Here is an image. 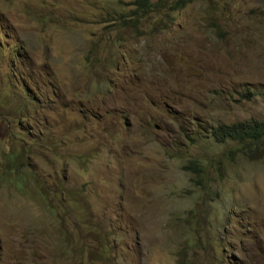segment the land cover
<instances>
[{
	"label": "rangeland",
	"instance_id": "374dc122",
	"mask_svg": "<svg viewBox=\"0 0 264 264\" xmlns=\"http://www.w3.org/2000/svg\"><path fill=\"white\" fill-rule=\"evenodd\" d=\"M132 1L0 0V264H264V0Z\"/></svg>",
	"mask_w": 264,
	"mask_h": 264
},
{
	"label": "trees",
	"instance_id": "16d2710c",
	"mask_svg": "<svg viewBox=\"0 0 264 264\" xmlns=\"http://www.w3.org/2000/svg\"><path fill=\"white\" fill-rule=\"evenodd\" d=\"M132 4H134L135 16L130 20L135 22L146 15L153 3L152 0H133ZM183 6L184 0H174L170 5L172 10ZM208 132L210 138L217 143H236L238 149L235 151L245 152L248 159L260 156L264 150V117H250L231 123L211 125ZM235 151L230 149L228 152ZM197 166L196 161H189L186 168L192 173L202 172V167Z\"/></svg>",
	"mask_w": 264,
	"mask_h": 264
}]
</instances>
